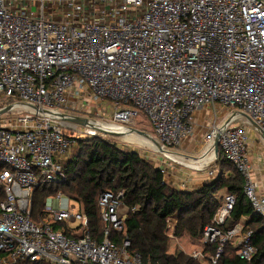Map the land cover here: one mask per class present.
Returning a JSON list of instances; mask_svg holds the SVG:
<instances>
[{
    "label": "built area",
    "instance_id": "2783aa9c",
    "mask_svg": "<svg viewBox=\"0 0 264 264\" xmlns=\"http://www.w3.org/2000/svg\"><path fill=\"white\" fill-rule=\"evenodd\" d=\"M2 98L13 102L0 110L28 112L0 121V264H152L130 251L125 220L135 209L123 203L122 191L98 199L101 240L77 204L60 208L61 192L33 217L36 190L63 183L74 139L93 134L69 122L67 112L59 116L84 103L109 102L103 109H111L124 137L142 111L164 156L194 136L195 113L235 109L226 126L214 119L203 142L209 150L220 134L222 158L242 175L244 194L264 221L251 161L255 132L234 124L247 115L264 132V0H0ZM151 159L167 183L173 180L174 162ZM215 176L208 171L207 182ZM235 204L227 194L202 235L205 249L218 245L216 254L193 259L218 264L229 242L241 259L255 255L252 231L242 224L224 229ZM176 224L168 219L170 239Z\"/></svg>",
    "mask_w": 264,
    "mask_h": 264
},
{
    "label": "trees",
    "instance_id": "16d2710c",
    "mask_svg": "<svg viewBox=\"0 0 264 264\" xmlns=\"http://www.w3.org/2000/svg\"><path fill=\"white\" fill-rule=\"evenodd\" d=\"M74 147L75 152L62 162L67 179L57 185H41L36 190L35 219L42 212L46 199L61 192L87 216L91 236L101 240L104 224L98 199L104 192L117 194L122 191L123 203L135 209L125 220L131 252L140 254L145 262L152 264H204L182 251L169 252L168 219H177L176 237L186 234L193 240L200 239L224 197L231 194L236 204L224 229L243 223L245 232L252 231L251 242L257 252L250 260L241 259L236 253V244L229 242L218 264H264V221L244 194V178L230 161L222 158L221 152L217 179L195 190H180L164 180L161 170L150 159L109 138H75L71 145ZM121 239L122 236H116L118 243ZM217 247L206 249L208 255L216 254Z\"/></svg>",
    "mask_w": 264,
    "mask_h": 264
},
{
    "label": "rangeland",
    "instance_id": "374dc122",
    "mask_svg": "<svg viewBox=\"0 0 264 264\" xmlns=\"http://www.w3.org/2000/svg\"><path fill=\"white\" fill-rule=\"evenodd\" d=\"M13 101L9 99L2 98L0 99V107L9 106ZM109 102L104 103H96L91 102L89 104L84 103L85 109L82 110H61L64 114L67 112L70 116H79V117H86L90 118L96 122H98L99 127L104 129H110L115 124L111 121V109H103V107H107ZM78 109V108H77ZM201 111H203L206 114V120L203 122L198 123V126L195 122V132L198 134V138L196 141V146L189 149V150H183L182 146L177 148H172L170 151L165 152L166 156L163 155L162 151H157L156 146L154 145L152 140H156L152 124L149 120V118L140 111L138 116V123L135 127L136 130H140L142 132H145L149 134L151 138H145L141 137L135 133L133 134H127L126 137H110V136H104L98 132L92 131L93 134L90 135V133L84 137L86 139L88 136H101L103 138H109L115 143H117L119 146L123 148H128L131 150H137L142 156H145L146 158L150 159L153 157H156L161 160L162 158H166L167 161H172L175 163V169L173 171V179L181 178L185 180H172L168 184H170L172 187L180 186V188L185 189L189 188V182L186 181L188 173H190V170H198L200 169L203 173H208V171H215L216 176L214 178L217 179L219 177V171H220V164L219 159L216 162H212L213 164L208 165L207 167L200 168L198 166L202 165L204 162H206L212 155L213 150L206 153L208 150V146L203 142V137L206 134V132L209 130V126L213 123L214 119L216 118L218 121V124H224L227 122L232 115H234L237 111L235 109H229L224 108L220 105H216L215 107H209L204 108ZM28 110L26 109H19L16 112L13 113H5L0 115V121L2 120H9L14 119L16 117L22 116L25 113H27ZM200 124V125H199ZM235 126H247L248 123L244 118H239L234 122ZM112 131V130H111ZM118 132H124V129L118 130ZM254 138L252 140L253 148L257 145L264 146V141L255 133ZM195 136V135H194ZM193 137V136H192ZM264 149V147H263ZM75 152V147L71 148L67 158H69L73 153ZM252 157V156H251ZM174 160V161H173ZM258 160V161H257ZM153 163H160L159 161H153ZM252 163H263L262 165V171H264V155L263 157H259V159H256L255 162L251 158ZM264 177V176H263ZM73 205H76V203L72 200H70L67 197H63L61 199L60 208L62 210H69ZM72 227H77V223H74L71 225ZM57 230H63V225H56ZM170 253H175L177 251H182L187 255H194L195 253H201L203 252V255H208L207 250L202 245V237L197 240L191 239L188 235L184 234L181 237H176V239H170Z\"/></svg>",
    "mask_w": 264,
    "mask_h": 264
},
{
    "label": "crops",
    "instance_id": "0c3cea01",
    "mask_svg": "<svg viewBox=\"0 0 264 264\" xmlns=\"http://www.w3.org/2000/svg\"><path fill=\"white\" fill-rule=\"evenodd\" d=\"M194 119H195L196 125L198 126V123L206 120V114L203 111L197 112L194 115ZM194 135L195 136H193L192 138L185 139L182 142L181 146H182L183 150L184 149L189 150V149L196 146V141H197V138L199 136H198V134H196V132L194 133ZM263 147L264 146L257 145L253 148V145H251V156H252L251 158L253 159L254 162L256 159H259V157H263V155H264ZM154 165H155V167L159 168V163H154ZM262 165H263V163H252V169H253V178L260 182V184H261L260 191L262 193H264V177H263L264 171H262ZM176 179L177 180H185V179H181V178H176ZM176 179H173V180L175 181ZM186 181H188L190 183L188 189L187 188L182 189V188H180V186H176V188H178L180 190H195V189L201 187L203 184L207 183L208 178H207L206 173H203L199 169L198 170H190V173H188V175H187ZM240 224H243V223H240Z\"/></svg>",
    "mask_w": 264,
    "mask_h": 264
},
{
    "label": "water",
    "instance_id": "95a60500",
    "mask_svg": "<svg viewBox=\"0 0 264 264\" xmlns=\"http://www.w3.org/2000/svg\"><path fill=\"white\" fill-rule=\"evenodd\" d=\"M9 110H10V107H6L4 109H1L0 110V115L7 113ZM43 112L51 113V111H48L46 109H44ZM59 116L61 118H65L64 114H59ZM242 117L251 126L253 131L264 141V132L262 131V129L249 116L242 115ZM67 120L69 122H71L72 124L76 125V126H81V127H85V128L91 129L92 131L98 132V133H100V134H102L104 136H114V137L124 136L123 132L111 131V130H107V129L99 127L98 122H96V121H94V120H92L90 118L73 116L71 118H68ZM229 122H230V120L225 122L224 126L229 124ZM133 132L136 133L137 135L141 136V137L151 138L149 136V134H147L145 132H142L140 130L133 129ZM220 138H221L220 134H217L216 137L214 138L213 144L210 147V149L213 150V152H214V157H215L214 162H216L219 159V155H220V147H219ZM152 141L157 147H160V144L156 140H152ZM213 163H211V164H213Z\"/></svg>",
    "mask_w": 264,
    "mask_h": 264
},
{
    "label": "bare ground",
    "instance_id": "6f19581e",
    "mask_svg": "<svg viewBox=\"0 0 264 264\" xmlns=\"http://www.w3.org/2000/svg\"><path fill=\"white\" fill-rule=\"evenodd\" d=\"M122 128L118 127V126H113L112 128L108 129V130H112V131H118ZM210 150H208L206 153L210 152ZM215 160V157H214V152L212 153L211 157L206 161L204 162L202 165L198 166L200 168H204V167H207L208 165H210L213 161Z\"/></svg>",
    "mask_w": 264,
    "mask_h": 264
}]
</instances>
